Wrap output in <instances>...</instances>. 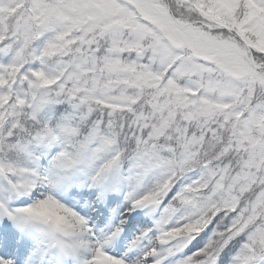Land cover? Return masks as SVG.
I'll return each mask as SVG.
<instances>
[{
    "label": "snow or ice",
    "instance_id": "obj_1",
    "mask_svg": "<svg viewBox=\"0 0 264 264\" xmlns=\"http://www.w3.org/2000/svg\"><path fill=\"white\" fill-rule=\"evenodd\" d=\"M0 264H264V0H0Z\"/></svg>",
    "mask_w": 264,
    "mask_h": 264
}]
</instances>
